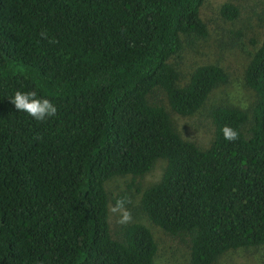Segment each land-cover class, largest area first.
Instances as JSON below:
<instances>
[{
	"label": "trees",
	"instance_id": "1",
	"mask_svg": "<svg viewBox=\"0 0 264 264\" xmlns=\"http://www.w3.org/2000/svg\"><path fill=\"white\" fill-rule=\"evenodd\" d=\"M206 1L0 0V264H154L144 226L111 237L103 185L142 176L157 159L165 168L139 208L188 239L189 264L264 245V25L243 74L256 98L250 117L212 108L205 148L182 140L147 100L160 90L172 113L188 117L226 83L205 64L178 86L168 63L180 36L206 37ZM217 14L232 22L238 8L225 3ZM16 91L49 99L56 116L18 111ZM225 126L238 139L226 140ZM126 198L120 192L112 204Z\"/></svg>",
	"mask_w": 264,
	"mask_h": 264
},
{
	"label": "rangeland",
	"instance_id": "2",
	"mask_svg": "<svg viewBox=\"0 0 264 264\" xmlns=\"http://www.w3.org/2000/svg\"><path fill=\"white\" fill-rule=\"evenodd\" d=\"M229 3L238 8L232 22H225L217 14L222 4ZM206 25V37L180 36L181 49L168 63L178 73V86L184 85L192 71L205 64L220 67L227 76L226 83L218 85L207 95L202 106L191 116L180 117L172 113L164 94L155 90L147 98L150 104L159 105L167 112L172 128L179 137L205 148L213 135L209 111L218 106H231L246 113L248 119L255 104V95L243 80L246 65L259 47L264 25V0H207L200 10ZM165 168V161L157 159L150 170L142 176H116L104 183L108 197L107 223L113 239H119L120 229L128 224H140L148 229L155 243L154 264H189L188 239L185 236H170L152 225L139 208L141 192L156 184ZM127 194L126 207L132 212L131 222L121 225L118 214L110 211L112 200L120 193ZM212 264H264V245L250 249L227 251Z\"/></svg>",
	"mask_w": 264,
	"mask_h": 264
},
{
	"label": "clouds",
	"instance_id": "3",
	"mask_svg": "<svg viewBox=\"0 0 264 264\" xmlns=\"http://www.w3.org/2000/svg\"><path fill=\"white\" fill-rule=\"evenodd\" d=\"M42 38H47L46 32L40 33ZM53 41H50V43ZM11 103L18 111L27 113L29 116L37 121H44L47 118L55 117L57 114V107L47 98H39L35 91L21 92L16 91ZM224 138L228 141H235L238 139L236 130L225 126L223 128ZM128 201L125 199H117L110 211L113 215L118 214L117 223L124 225L132 220V212L126 207Z\"/></svg>",
	"mask_w": 264,
	"mask_h": 264
}]
</instances>
